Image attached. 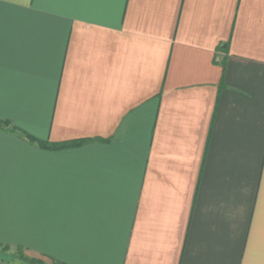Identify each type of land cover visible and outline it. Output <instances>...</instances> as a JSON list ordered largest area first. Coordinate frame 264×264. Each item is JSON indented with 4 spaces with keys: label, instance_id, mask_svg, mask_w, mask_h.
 Returning a JSON list of instances; mask_svg holds the SVG:
<instances>
[{
    "label": "crops",
    "instance_id": "0c3cea01",
    "mask_svg": "<svg viewBox=\"0 0 264 264\" xmlns=\"http://www.w3.org/2000/svg\"><path fill=\"white\" fill-rule=\"evenodd\" d=\"M0 246L264 264V0H0Z\"/></svg>",
    "mask_w": 264,
    "mask_h": 264
},
{
    "label": "trees",
    "instance_id": "16d2710c",
    "mask_svg": "<svg viewBox=\"0 0 264 264\" xmlns=\"http://www.w3.org/2000/svg\"><path fill=\"white\" fill-rule=\"evenodd\" d=\"M12 132L16 133V130H12ZM28 140L31 142V143H36V141L30 137H27ZM11 250L10 247H2L0 246V258L2 261L4 262H7L8 259L7 257H5L4 255H6V253H2V252H7ZM18 251H21V252H24V249H17ZM19 259V261L22 263V264H46L45 262L41 261V260H36V259H31L29 257H26L24 255H20L17 257ZM52 264H63V263H59V262H56V261H53Z\"/></svg>",
    "mask_w": 264,
    "mask_h": 264
},
{
    "label": "rangeland",
    "instance_id": "374dc122",
    "mask_svg": "<svg viewBox=\"0 0 264 264\" xmlns=\"http://www.w3.org/2000/svg\"><path fill=\"white\" fill-rule=\"evenodd\" d=\"M2 253H6V255H4V256L7 257V259L10 260L13 264H22L19 261V259L17 258L20 255H24L26 257H29V256H27V254L25 252H21V251H18V250H9L7 252H2Z\"/></svg>",
    "mask_w": 264,
    "mask_h": 264
}]
</instances>
